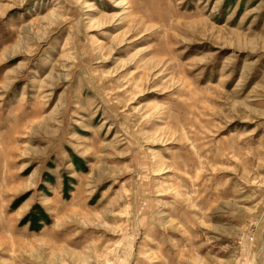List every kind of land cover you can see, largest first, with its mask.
Returning a JSON list of instances; mask_svg holds the SVG:
<instances>
[{
    "label": "rangeland",
    "instance_id": "obj_1",
    "mask_svg": "<svg viewBox=\"0 0 264 264\" xmlns=\"http://www.w3.org/2000/svg\"><path fill=\"white\" fill-rule=\"evenodd\" d=\"M0 264H264V0H0Z\"/></svg>",
    "mask_w": 264,
    "mask_h": 264
},
{
    "label": "trees",
    "instance_id": "obj_2",
    "mask_svg": "<svg viewBox=\"0 0 264 264\" xmlns=\"http://www.w3.org/2000/svg\"><path fill=\"white\" fill-rule=\"evenodd\" d=\"M69 181L71 180L67 177L63 179V188L65 192L68 190ZM21 223L23 225L28 224L29 229L32 231H38L44 223H48V217L43 209L39 205L35 204L26 213Z\"/></svg>",
    "mask_w": 264,
    "mask_h": 264
}]
</instances>
